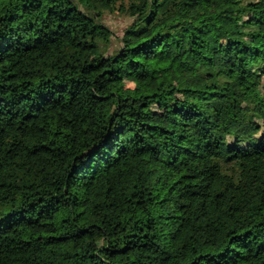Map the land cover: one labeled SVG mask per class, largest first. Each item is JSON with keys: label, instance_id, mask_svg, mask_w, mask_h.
Instances as JSON below:
<instances>
[{"label": "trees", "instance_id": "16d2710c", "mask_svg": "<svg viewBox=\"0 0 264 264\" xmlns=\"http://www.w3.org/2000/svg\"><path fill=\"white\" fill-rule=\"evenodd\" d=\"M0 264H264V0H0Z\"/></svg>", "mask_w": 264, "mask_h": 264}, {"label": "rangeland", "instance_id": "374dc122", "mask_svg": "<svg viewBox=\"0 0 264 264\" xmlns=\"http://www.w3.org/2000/svg\"><path fill=\"white\" fill-rule=\"evenodd\" d=\"M130 18L126 16H122L121 14H113L109 13L106 16V22L108 25L111 26L118 34L121 36L123 35V29L126 27V25L130 22ZM115 47V45H113ZM114 48H111L109 51V54H113Z\"/></svg>", "mask_w": 264, "mask_h": 264}]
</instances>
